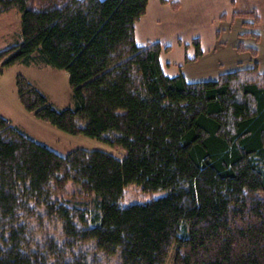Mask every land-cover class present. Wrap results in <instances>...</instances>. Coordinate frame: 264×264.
<instances>
[{"label":"trees","instance_id":"1","mask_svg":"<svg viewBox=\"0 0 264 264\" xmlns=\"http://www.w3.org/2000/svg\"><path fill=\"white\" fill-rule=\"evenodd\" d=\"M148 1L0 0V13L20 11L22 36L2 64L40 60L73 90L74 107L58 109L18 74L25 109L126 150L60 155L0 116V264H100L88 245L119 264H166L173 249L175 264H264V73L167 76L162 44L136 42ZM70 185L93 204L59 201ZM131 185L165 193L124 205ZM35 220L61 233L38 227V239Z\"/></svg>","mask_w":264,"mask_h":264},{"label":"crops","instance_id":"2","mask_svg":"<svg viewBox=\"0 0 264 264\" xmlns=\"http://www.w3.org/2000/svg\"><path fill=\"white\" fill-rule=\"evenodd\" d=\"M249 32L258 38L244 35ZM135 38L138 45L162 44L160 62L170 77L182 74L190 82L216 80L223 73L253 67L255 62L264 73L260 51L264 0H149L146 13L135 24ZM195 39L200 40L203 52L199 56ZM247 48L256 49L257 56Z\"/></svg>","mask_w":264,"mask_h":264},{"label":"rangeland","instance_id":"3","mask_svg":"<svg viewBox=\"0 0 264 264\" xmlns=\"http://www.w3.org/2000/svg\"><path fill=\"white\" fill-rule=\"evenodd\" d=\"M247 26V25H246ZM22 42L21 13L17 8H11L0 13V54L10 50ZM261 54H264V42H261ZM0 61V116L7 118L11 123L20 128L35 141L48 146L60 155H67L71 151L83 148L86 150H102L110 152L120 158L126 155L123 147L112 145L103 139L92 138L86 135H74L65 132L47 121L37 118L34 113L25 109L21 104L17 87V75L22 74L40 90L58 109L73 108L75 99L69 83V75L66 70L56 68L50 64H44L37 60L31 64L16 62L10 66H4ZM79 188L70 185L65 191H58L59 201L70 200L78 205H92L91 199L79 198ZM165 192L157 191L145 195L140 186L131 185L126 188L123 204L128 205L138 200L157 198ZM78 197V198H77ZM41 212V211H40ZM44 210H42V213ZM58 221H45L44 228L38 226L37 220L31 221L30 226L36 233V238H43L41 231L55 235L61 233ZM38 227L42 229L37 231ZM48 227V228H47ZM47 230V231H46ZM92 244L94 242H91ZM91 253V260L101 261L100 264H119L120 254L106 256L94 249L92 245L85 247ZM173 249L166 264H175Z\"/></svg>","mask_w":264,"mask_h":264}]
</instances>
